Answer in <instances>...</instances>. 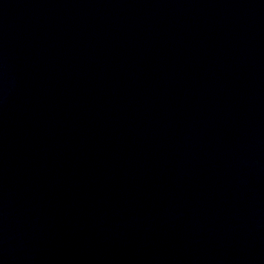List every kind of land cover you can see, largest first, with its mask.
<instances>
[{
	"label": "water",
	"instance_id": "obj_1",
	"mask_svg": "<svg viewBox=\"0 0 264 264\" xmlns=\"http://www.w3.org/2000/svg\"><path fill=\"white\" fill-rule=\"evenodd\" d=\"M0 264H264V0H0Z\"/></svg>",
	"mask_w": 264,
	"mask_h": 264
}]
</instances>
